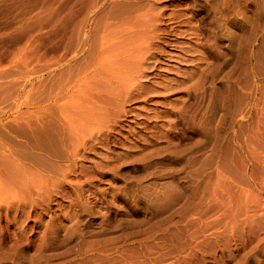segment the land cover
Here are the masks:
<instances>
[{"label": "rangeland", "instance_id": "1", "mask_svg": "<svg viewBox=\"0 0 264 264\" xmlns=\"http://www.w3.org/2000/svg\"><path fill=\"white\" fill-rule=\"evenodd\" d=\"M0 264H264V0H0Z\"/></svg>", "mask_w": 264, "mask_h": 264}, {"label": "bare ground", "instance_id": "2", "mask_svg": "<svg viewBox=\"0 0 264 264\" xmlns=\"http://www.w3.org/2000/svg\"><path fill=\"white\" fill-rule=\"evenodd\" d=\"M150 21V20H149ZM151 22V21H150ZM151 25H152V23H151ZM138 53H139V50L137 51ZM137 53V54H138ZM136 54V53H135ZM141 55L139 56V55H137V57L138 58H142V59H144V56H143V54H142V52L140 53ZM135 86V83H131V84H129L128 85V87L126 88L127 89V92H126V95L128 96V95H130V94H133V88L132 87H134Z\"/></svg>", "mask_w": 264, "mask_h": 264}]
</instances>
